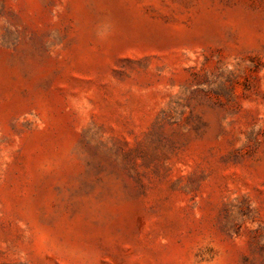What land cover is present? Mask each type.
Returning <instances> with one entry per match:
<instances>
[{
    "label": "rangeland",
    "instance_id": "374dc122",
    "mask_svg": "<svg viewBox=\"0 0 264 264\" xmlns=\"http://www.w3.org/2000/svg\"><path fill=\"white\" fill-rule=\"evenodd\" d=\"M0 264H264V0H0Z\"/></svg>",
    "mask_w": 264,
    "mask_h": 264
}]
</instances>
